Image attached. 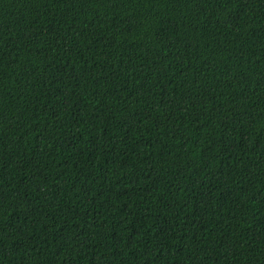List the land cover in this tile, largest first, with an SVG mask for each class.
I'll return each mask as SVG.
<instances>
[{
    "label": "trees",
    "instance_id": "16d2710c",
    "mask_svg": "<svg viewBox=\"0 0 264 264\" xmlns=\"http://www.w3.org/2000/svg\"><path fill=\"white\" fill-rule=\"evenodd\" d=\"M0 264H264V0H0Z\"/></svg>",
    "mask_w": 264,
    "mask_h": 264
}]
</instances>
